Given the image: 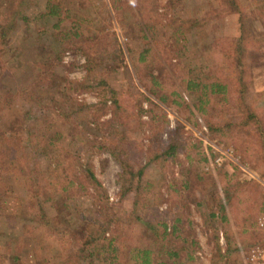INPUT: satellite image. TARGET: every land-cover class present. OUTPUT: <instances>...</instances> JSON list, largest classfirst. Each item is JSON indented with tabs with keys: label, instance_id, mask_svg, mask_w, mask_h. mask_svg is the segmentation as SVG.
Listing matches in <instances>:
<instances>
[{
	"label": "trees",
	"instance_id": "16d2710c",
	"mask_svg": "<svg viewBox=\"0 0 264 264\" xmlns=\"http://www.w3.org/2000/svg\"><path fill=\"white\" fill-rule=\"evenodd\" d=\"M111 1L125 28L129 23L124 18L128 7L123 0ZM214 1L221 6L219 13L215 8L208 12V17L194 11L186 12L175 19V33L171 31L172 36L176 34L187 40L186 31L204 30L211 19H219L223 22L221 30H226L213 41L205 42L203 50L209 51L206 57L212 65L185 63L187 55L183 48L188 51V47L176 46L175 40L169 45L175 52H180V58L175 56L179 67L184 70L182 82L191 105L184 99L179 101L182 94L178 85L160 67L163 63L159 61L152 43L138 51L133 64L138 72L147 70L146 77L142 75L140 82L148 92L162 103L180 110L192 122L196 121L198 113L214 137L235 140L243 153L263 168L264 107L257 101H250L245 75L250 46L264 42V0ZM80 2L83 1L0 0V43L8 40L19 23L26 22L38 27V37L49 42L55 55V60L49 58L38 63L34 81L16 92L29 102V107L22 113L19 129L27 135L21 132L18 144L9 140V144L0 149V214L11 215L21 221L18 234L0 233L3 242L0 250L4 248L3 252L0 251V264L6 256L17 264L24 241H29L32 246L29 257L33 264H190L193 249H190L189 239L181 234L180 213L173 216L169 208L162 212L159 203L172 199L177 204L186 202L194 195L195 188H199L202 195L199 199L194 198L197 206L208 203L215 209L210 212L212 218L222 215V220H227L226 204L233 205L231 189L240 187L237 180L240 171L218 169L223 184L228 178L222 195L215 178L206 177L201 170L199 164L206 160V156L196 145L193 134L181 122L170 127L167 112L160 105H155L147 92L133 81L129 83L124 76V68L128 66L122 48L109 52L99 49L102 33L89 28L87 19L78 11ZM98 2L104 3V0ZM257 16L261 18L259 35L252 28V18ZM153 19L161 22L159 17ZM153 19H145V27L158 35L159 29ZM66 43L76 45L75 49L86 55V82L75 83V80L65 77L61 83H49ZM84 43L88 46L85 47ZM27 48L24 45L23 50L12 49L14 53L19 51L16 56L23 68L29 67L24 57L25 54L29 57ZM1 51L0 60L5 55ZM153 52L158 61L148 57H152ZM218 56L223 59L222 63L216 60ZM2 64L0 62V66ZM53 88L59 89L60 94L50 95ZM84 88L96 89L99 102L85 104L77 101L73 94ZM17 94L0 90V109L10 104ZM144 102H149L150 107H145ZM105 107L107 109L101 113ZM147 113L151 117L145 121L143 116ZM102 114L108 117L104 118ZM29 115L35 116L33 122L28 120ZM75 115L79 119L78 124H92L103 134L106 130L104 138L99 141V149L96 148V139L85 140L72 150L67 147V137L74 139L78 136L74 129ZM84 146L82 152L90 156L85 159L80 154ZM131 147H137L139 153H147L148 161L144 164L130 163L133 159ZM101 151L117 156L122 165L118 180L119 199L135 188L131 191L135 193L129 209L122 213L113 210L108 191L95 174L92 154ZM182 152L190 161L187 172L180 179L186 193L181 195V191L174 187L167 196L152 180L145 182V187L153 190L150 201V194L144 198L137 192L149 164L158 159L175 158ZM193 152L196 156L192 155ZM26 165L30 172L27 196L17 197L13 194L12 183L5 182L3 178L18 168L24 170ZM193 172L195 179L190 177ZM262 172L264 175V170ZM177 241L188 243L185 253L177 248ZM263 244L264 231L260 237L254 235L247 251L254 245ZM221 249L217 246L213 258L215 264L226 256V251Z\"/></svg>",
	"mask_w": 264,
	"mask_h": 264
},
{
	"label": "rangeland",
	"instance_id": "374dc122",
	"mask_svg": "<svg viewBox=\"0 0 264 264\" xmlns=\"http://www.w3.org/2000/svg\"><path fill=\"white\" fill-rule=\"evenodd\" d=\"M80 1L83 2H80L81 7H79L78 11L82 17L87 19L89 28L102 33L99 49L106 52L115 51L118 48L123 49L125 53L124 59L128 66L124 68V76L128 78L129 83L133 81L135 85L146 91L153 103L160 105L167 112L171 121L170 127L181 122L185 125L186 130L193 134L197 143L196 145L201 147L202 152L206 156V160L199 164L201 170L206 177L215 178L216 186L222 195V189L227 184L228 178H225V183L223 184L221 177H219L218 169L223 168L228 172H233L235 169L240 171L237 178L240 187H233L231 189L234 193L233 205L229 206L226 204L227 220H222V215L221 217L216 216L212 218L210 212L215 211V209L210 208L208 203L202 204L200 207L197 206L195 199L196 197L199 199L202 195L199 188H195L194 195L189 200H186V202L177 204L172 199L171 201L159 203V210L162 212L168 211L169 208L173 216L180 213V217H182L179 225L182 228L181 234L183 237L189 239L190 249H193V259L190 261V264H215L213 258L217 246L222 247L221 251H226L224 259L218 261L217 264H245L244 258L248 252L247 249L250 247V241L254 235L258 234L260 237L264 231L258 224L260 206L264 196V175H262L264 167L262 168L261 164H258L247 154L243 153L241 147L234 142L235 140L214 137L198 113H196V121L192 122L180 110L172 108L168 104L158 100L140 82L142 75L146 77L147 70L138 72L136 66L133 64L135 63L134 59L138 56V51L143 47H149V43H152L155 52L158 54L159 61L163 63L160 67L164 68L178 85L179 91L182 94L178 98L179 101L184 99L191 105V100L184 90L182 82V77L185 75L184 70L179 67V62L176 58V56L180 58V52L179 50L175 52L169 45L171 41L174 43L173 40H175L174 44L176 46L182 48L186 45L188 47V51L183 48V52L187 55L186 60L181 56L183 63L185 60V63L193 62L196 64L204 62L212 65L206 57L209 56V51L203 50L207 44L205 42L213 41L221 32L226 30H221L223 22L219 21V19H211L206 24L204 30L193 29L186 31L187 40L183 36L180 39L176 34L172 36L171 31L175 33V19L186 12L191 13L194 11L200 16L208 17V12L213 11L214 8L219 13L221 6L219 7L214 0H180L179 2L177 0H123L125 7H128L124 18H127L126 21H129L124 28L119 13H117L111 0H104V3H99L98 0ZM157 8L158 10H156ZM155 17H159L161 22L157 23L153 19ZM145 19H153V23H157L156 26L159 29L158 35L145 27ZM260 19L259 16L252 18V28L257 33L261 26ZM37 28L36 25L27 24L26 22L19 23L17 29L8 40L0 43V49L3 50L1 53L5 52V55L0 60L3 63L0 66V90L3 93L10 92L17 94L16 92L19 90L27 88L34 81V73L38 72L37 64L49 58L55 60L53 48L47 40L38 37ZM24 45L28 46L26 51L29 57L27 54L24 56L27 59L25 64L29 65L27 68L21 67L18 63L16 53L19 51L16 53L12 51V49L18 48H22L23 50ZM84 46L87 47L88 43H84ZM75 47L76 45L70 43L63 44L64 50L59 58L61 61H58L55 65V71L50 67L54 75L49 79V83L54 81L56 84L61 83L65 77L75 80V83L87 81V71L84 64L86 55L78 48L76 50ZM148 57L158 61V57L154 52L152 57L150 55ZM216 58L219 63L223 62L220 56ZM180 64L183 66L182 63ZM246 64L245 76L248 91L251 93L249 95L250 101H257L261 107H264V42L250 46L246 55ZM55 94L59 95L60 90L53 88L50 95L55 96ZM73 96H75V99L77 98V101L85 104H96L99 102V95L96 89L84 88L74 93ZM144 106L148 108L150 107V103L144 102ZM28 107L29 102L17 94L10 104L0 109V149L3 145L9 144V140L18 144L20 133H23V131L19 132L20 119L22 113ZM106 109L107 107L103 108L101 113H104ZM102 117H104V114H102ZM107 117L105 116L104 118ZM150 117V113L143 116L145 121H148ZM34 119L35 116H28L29 121L33 122ZM74 119L77 120L74 129L78 136L76 135L74 139L68 136L67 141H65L67 147L72 150L84 143L85 140L91 141L96 139L97 141L93 142L96 143V148L99 149L101 147L99 141H102V138H104L106 130L103 134L102 131L92 124H78L79 119L76 115L73 116ZM136 130L138 131V128ZM23 135L25 136L27 133L24 132ZM145 135L142 134V137H146ZM7 137L10 139H7ZM85 147L80 149V154L85 156L84 159L90 157L82 152ZM130 149V155L133 158L130 163L141 162L144 164L148 161L149 156L147 153H139L137 147H131ZM92 155L91 162L94 164L95 174L102 182L103 187L108 191L110 200L114 205L113 210L122 213L123 210L129 209L135 193L131 191L135 190V188H132L127 193V196L121 198V200L119 199L118 190L120 185L118 184V180L120 173L123 171L119 158L107 151L93 153ZM192 155L196 156V153L193 152ZM189 165L190 161L186 159L183 152L175 158L155 160L152 164H149L144 182L140 186V191L137 192L144 198L146 194H150L148 197V201H150L149 199L153 190L151 188L147 189L145 182L152 180L155 182L154 185L161 187L162 192L167 196L173 191L174 187H177L181 191V195H183L186 192L182 188V185H180V179L183 176L182 174L187 172L186 167ZM16 171L4 175L3 180L12 183L13 194L15 196H27L26 187L27 189L29 188V185H27V178L30 173L29 168L26 165L24 170L18 168ZM190 177L195 179V173H190ZM244 180H247L248 183H242ZM216 210L218 211L217 208ZM170 224H173V220H170ZM20 229V220L8 214H0V233H6L7 235L18 234ZM28 242H23L22 249L18 253L20 261L17 264H33L29 257V255H32V246ZM2 243L0 240V245ZM187 244L186 242L177 241L176 246L185 253ZM259 246H264V244ZM0 251L3 252L4 248L2 247ZM2 264L14 263L10 260L9 256H6L2 260Z\"/></svg>",
	"mask_w": 264,
	"mask_h": 264
},
{
	"label": "built area",
	"instance_id": "2783aa9c",
	"mask_svg": "<svg viewBox=\"0 0 264 264\" xmlns=\"http://www.w3.org/2000/svg\"><path fill=\"white\" fill-rule=\"evenodd\" d=\"M221 159V158H220ZM258 224L261 229H264V196L262 207L258 217ZM245 264H264V246H254L245 255Z\"/></svg>",
	"mask_w": 264,
	"mask_h": 264
}]
</instances>
